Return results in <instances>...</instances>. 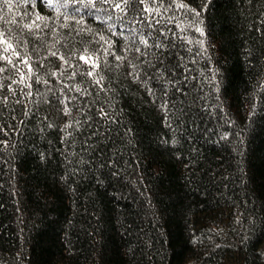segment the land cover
Wrapping results in <instances>:
<instances>
[{"label": "trees", "instance_id": "1", "mask_svg": "<svg viewBox=\"0 0 264 264\" xmlns=\"http://www.w3.org/2000/svg\"><path fill=\"white\" fill-rule=\"evenodd\" d=\"M185 2L204 31L154 14L163 76L0 87V264H264V0Z\"/></svg>", "mask_w": 264, "mask_h": 264}, {"label": "snow or ice", "instance_id": "2", "mask_svg": "<svg viewBox=\"0 0 264 264\" xmlns=\"http://www.w3.org/2000/svg\"><path fill=\"white\" fill-rule=\"evenodd\" d=\"M181 8L193 15L195 22L188 20L183 12L176 11ZM166 11H171L166 19L180 29L179 35H185L188 28H195L201 33L204 31L199 26V8L185 0H0V61L4 62L0 65V72L11 71L15 75L12 83L7 84L4 81L11 77H0V87L14 91L13 84H19L22 88H28L27 95L31 96L33 80L51 84L41 67L47 66L50 75L59 79L61 84L69 83V77L83 78L86 75L91 77V84L104 89L105 77L99 70L112 63L111 58H114L117 68L126 65L129 69L127 75L133 79L145 75V69L163 76V65L157 66L160 54L152 55V49L164 47V43L152 29L155 27L159 33L167 31L159 27L161 21L154 16L155 13L163 14ZM89 21H104L105 27L120 41L117 42L102 29L96 31L97 26ZM126 21H131V27L126 26ZM187 39L191 42L192 37ZM196 42L202 43L199 38ZM48 57L58 59L60 67H51L52 62L47 60ZM148 57L151 59L146 62L145 58ZM81 61L87 65L86 72L81 67ZM65 69L69 71L61 79ZM172 83L176 81L173 79ZM81 86L73 84L78 93ZM166 96L167 93L161 97L159 106L162 111L166 110L169 103ZM67 99L75 100V97L69 96ZM63 111H71L66 102ZM76 126L80 127L78 123ZM64 135L68 136L69 133L65 132ZM223 135L228 136V133L224 132ZM172 142L176 143V140Z\"/></svg>", "mask_w": 264, "mask_h": 264}]
</instances>
